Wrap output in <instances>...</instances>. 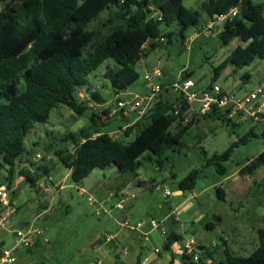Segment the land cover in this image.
<instances>
[{
    "label": "trees",
    "instance_id": "trees-1",
    "mask_svg": "<svg viewBox=\"0 0 264 264\" xmlns=\"http://www.w3.org/2000/svg\"><path fill=\"white\" fill-rule=\"evenodd\" d=\"M1 5L0 172H4V184L9 189L17 176L34 189L38 181L49 179L51 169L32 160L28 137L37 125L48 124L51 113L60 106L70 108L77 116L91 110L89 100H80L78 92L88 87V77L95 70L113 60V67H107L104 78L110 82L114 95L125 92L139 80L137 64L171 40L172 36L167 37L162 27L178 24L180 34L184 35L199 22V14L188 11L183 0H0ZM200 8L213 23L231 10H238L236 16L226 19L220 39L223 45L235 40L242 45L214 70V79L230 64L243 68L256 59L264 61V3L206 0ZM106 11V19L91 28ZM162 38L166 42H162ZM191 76L192 73L183 72L181 79ZM162 86L160 101L123 132L125 138L136 132L132 141L126 143L124 139L113 138L110 135L113 132L103 133L101 128L108 123L99 124L101 118L92 110L88 127L64 136L63 140L73 145L72 152L60 149L54 154L59 165L69 170L72 183L79 185L93 170H105L112 165L123 174L134 173L140 164L139 158L146 152L157 156L162 165L168 151L184 147V137L199 118L220 112L214 106L205 115L185 121L186 106L177 105L181 98L171 88L172 91ZM90 99L105 103L97 91L91 93ZM121 117L124 124L134 120ZM256 137L264 140V123L260 135L249 131L224 153L211 156L207 166L214 167L217 177L226 176L225 163L234 150ZM44 149L49 152L51 148ZM238 166L241 174L252 175L264 167V151ZM202 173L199 168L190 171L178 189L193 191ZM137 185L143 186V182L139 180ZM215 195L217 201L234 205L220 186L216 187ZM116 197L121 198L119 194ZM4 213L5 208L0 206V218ZM207 227L213 229L211 225ZM258 236V247L247 256L232 253L225 247V259L218 261L212 247L200 245L204 254L199 261L194 262L193 257L183 254L182 264H207V261L211 264H264V229L258 230ZM182 240L176 233H169L164 250L171 251L172 246Z\"/></svg>",
    "mask_w": 264,
    "mask_h": 264
},
{
    "label": "rangeland",
    "instance_id": "rangeland-1",
    "mask_svg": "<svg viewBox=\"0 0 264 264\" xmlns=\"http://www.w3.org/2000/svg\"><path fill=\"white\" fill-rule=\"evenodd\" d=\"M200 1L202 0H183L188 11L199 14L198 24L186 30L184 35L180 34L181 26L178 24L162 27V32L167 37L172 36L171 40L162 48L149 53L137 64L139 80L127 91L120 93L122 100H130L131 93L134 92L141 96L145 95L144 75L153 69L162 71L164 77L160 82L168 83L169 87L181 79L183 72H187L192 73L191 79L196 83V91L217 85L230 99L234 97L236 100L242 99L260 85H264V61L258 59L243 68L230 64L214 79V70L242 43L235 40L223 45L220 34L226 19L217 20L211 28H207L211 20L201 10ZM253 1L264 3V0ZM1 8L3 5L0 6ZM107 15L108 12H104L90 27H97ZM113 65V60H108L88 77L89 88L85 87L82 89L85 91L78 92L80 100L87 101L94 90L103 97L105 103L111 104L114 101L113 88L104 78L107 67ZM259 102L255 101L250 105ZM91 113L92 111L89 110L83 116H77L70 108L60 106L51 113L48 124L37 125L35 131L28 137L27 146L31 151L33 150L32 160L51 169L53 184L49 182L51 192L47 195H42L43 193L37 191L38 188L37 190L31 188L26 182L19 190L16 201L21 209L15 214L14 223L6 229H0V248L2 245L7 249L16 246L15 232L28 227L22 224L24 222L34 225L37 230L42 231V235L36 237V244L31 248L16 247L14 264H137L139 256L142 259L154 258L156 264H170L171 254L164 250L167 230L183 236V240L177 242L179 246L184 247L190 239L197 244L205 243L207 247L215 246L217 250L215 257L218 261L225 259L221 244L222 237L228 240L229 250L232 253L247 256L254 250L251 248L242 251V245H239L233 238V233L229 231L231 225L241 221L235 220L240 209L237 208L236 203L230 206L227 203L215 202V189H210L216 177L215 169L213 166H207V160L211 156L224 153L232 143L237 142L249 131L260 135L261 130L254 126L249 111H246L244 116L234 112L230 117L227 109L223 108L217 115L209 114L199 118L200 120L184 137V147L177 146L168 151L163 157L162 165H159L157 156L146 152L139 158L140 164L134 173L123 174L112 165L105 170H93L81 184L76 185L70 179L69 170L59 165L54 152L60 149L72 152L73 145L64 141V136L68 132L77 134L88 127ZM124 122L121 116H116L108 121L101 131L116 133ZM99 124H102V121H99ZM171 130L174 131V127ZM122 134L118 132L111 136L124 139L128 143L134 139L136 132L127 138ZM45 147L51 148L50 151L45 152ZM263 149L264 140L261 137L253 138L246 145L234 150L225 167L229 173H233L238 169V164L257 157ZM198 168L202 169L203 173L193 191H186L182 198L174 195L164 196L165 189L174 191L190 171ZM4 178V172H0V183L4 184ZM48 180L42 179L47 184ZM139 180L143 182V186L137 185ZM263 187L264 184L261 189ZM81 189L85 194H81ZM127 193L135 194V199L126 206V211L115 208L119 201L116 194L122 197ZM254 193L247 198V201L253 205H250L252 214L240 213V216L244 215L242 220L246 219V221L253 218L258 228L264 229V220H262L264 198L258 195L254 199ZM90 196L95 203L88 201ZM186 198L191 201L194 208L188 213L177 215L179 222L175 225L165 222V217ZM134 200V207H131ZM43 204L50 208L41 214ZM127 211L146 222L142 232L151 229L148 224L151 219L159 224V228L151 229L149 234L145 232L147 238L142 233L120 228V222ZM199 213L221 215L224 225L209 230L205 224L207 220L203 222L195 220ZM137 221L132 220V223ZM119 232L121 235L118 241ZM107 235L113 236L112 242L115 246L113 243L110 246H98V241L104 242ZM116 241L124 243V246L117 244ZM156 250H159L160 254H156ZM171 263L182 264V259L175 258ZM207 264L211 262L208 261Z\"/></svg>",
    "mask_w": 264,
    "mask_h": 264
},
{
    "label": "built area",
    "instance_id": "built-area-1",
    "mask_svg": "<svg viewBox=\"0 0 264 264\" xmlns=\"http://www.w3.org/2000/svg\"><path fill=\"white\" fill-rule=\"evenodd\" d=\"M237 14L238 10L233 9L228 15L220 16L218 20H225L228 17H234ZM212 25L213 22L208 24L207 27L211 28ZM161 41L166 42V39L162 38ZM162 79V71L159 69H153L144 75L146 85L143 92L145 95L141 96L139 93L134 92L131 93L132 98L130 100H122L120 98V94L114 95L115 98L111 104H100L88 98L89 108L92 111L97 112L101 118V121L104 123H108V121L115 118L116 116L127 117L131 113H134V120L124 124L122 130L118 131L119 134H121L132 127L135 122L141 119L160 101L161 93L164 90L162 83L160 82ZM169 88H171L173 92H175L181 98L177 105L182 107L186 106V110L183 114L185 121L190 120L192 117H201L205 115L206 113L210 112L214 106L219 109H227L228 107H231L232 111L241 112L243 110H247L246 108H248L253 102L260 101L262 104L257 109L249 111V113L255 123H264V85H260L253 92L247 94L245 97L239 100H236L234 97L230 99L217 85L207 87L201 91H196V83L191 78L180 79ZM178 111L179 109H177L176 114H178ZM116 133H110V135ZM46 185L47 183L43 182L42 180L37 182V188L42 192L48 193L50 189ZM11 193L12 189H9L6 184L0 186V206L5 208V213L0 218V229L8 228L11 225L12 216H14L17 212V207L11 200ZM81 194H85L83 189H81ZM165 196H171V191L169 189H165ZM133 199H135V194L127 193L119 199L115 208L119 210H125L126 206L129 205ZM88 201L90 203H95V200L91 196L88 198ZM148 224L151 229L159 228V224L154 219L149 220ZM145 225L146 222L144 220L132 223V220L129 218H126L120 222V228L129 230L131 232L142 233L143 236L147 238V233L142 232V229ZM39 235H42V231L37 230L34 225H29L24 229L16 231V246L11 249H7L5 247L0 249V264H14L16 262V256L14 255L16 247H33L36 244V237ZM112 239L113 236H106L107 242H111ZM199 247V244H197L193 239H190L183 247V254L193 257V261L198 262L204 254V251ZM155 253L159 254L160 251L156 250Z\"/></svg>",
    "mask_w": 264,
    "mask_h": 264
},
{
    "label": "crops",
    "instance_id": "crops-1",
    "mask_svg": "<svg viewBox=\"0 0 264 264\" xmlns=\"http://www.w3.org/2000/svg\"><path fill=\"white\" fill-rule=\"evenodd\" d=\"M204 1H206V0L200 1L199 2V6H201V4ZM210 23H211V21L209 22V24ZM163 77H164V74H163ZM162 84L165 85V87L168 90H170L168 83H167L168 85L167 84H164V83H162ZM87 88H89V85H88ZM81 91L83 92L85 90H81ZM91 91H92V89H91ZM170 91H172V90H170ZM93 92H94V90H93ZM169 93L172 94L171 92H169ZM81 96H82V94H81ZM87 97H88V95H87ZM261 104H262V102H259V103L255 104V105H252V106L250 105L248 108H246L247 110H243L241 112L232 111L231 107H228L227 110H228V114H229L230 117H232V115L234 114V112H237L241 116H244V114L246 113V111L255 110ZM125 118H128V120L131 121L132 119L135 118V114L134 113H131L129 116H127ZM254 126L259 127L260 130H261L260 133L262 132V129H263V123L262 122L261 123H255L254 122ZM33 131H35V129ZM34 143H36V142H34ZM263 151H264V149H263ZM263 151H261V152H263ZM31 152H33V150ZM215 176H216L214 178L215 180H214L213 184L211 185L210 189H216V187H219L220 186L225 191V193L227 195V199L230 200L231 202H233L234 204L235 203L238 204V207L237 208L240 209L239 214L237 215V218L235 217V220L237 219V220H241V221H239L238 223H236L234 225H231L229 231H231L233 233V235H234L233 238L237 240V242L239 243V245H242V251H245V250H248V249H251V248L255 249L259 245L258 230L261 229V228H258V225L253 222V218H250L248 221H246V219L242 220V218H243L244 215L243 216H240V213H243V214L247 213V214H250V215L252 214V211L253 210L250 209V207H251L250 205H252V204L247 201V198L251 194H253L254 192H255L254 193L255 194L254 195V199L256 197H258V195H260V197L264 198V187L261 189L262 184H264V167L256 170L252 175H243V174H241L240 173V167H238V169L235 170L233 173H229L228 172L227 175L224 176V177L219 178V177H217L216 174H215ZM49 180L50 181H48V184L47 185H48L50 191L48 193H45V192H42V191L38 190V192H40L41 194L43 193L42 195H47V194H49L51 192V187L49 186V182L50 183L53 182V176L52 175H50ZM25 182L26 181L22 177L17 176L15 178V181H14V184H13V187H12L11 197H12V201L15 203V205L17 207L16 214L21 209V206H19V204L17 203L16 199H17V197L19 195L20 188L23 187V184ZM178 185H179V183H178ZM185 192L184 191H180L177 188L174 191H171V195H174V196H177L179 198H182V197L185 196ZM164 196H165V191H164ZM216 201H217V199H216V195H215V202ZM134 203H135V200L131 204V207L132 206L134 207ZM104 205H106V203H104ZM41 208H42V212H41V214H42V213L47 212L49 210L50 206H48L46 204H43L41 206ZM193 208L194 207L192 206L191 201L188 198H186L185 200L180 201L179 205L170 214H168L165 217L164 221L167 222V223H171L172 225H175V224H177L179 222L178 221V218L176 217L177 215H179L181 213L182 214L183 213H188ZM129 213L130 212H128L126 215H124V217L122 218V220H124L126 218H129V219L135 220V221L142 220V219H139L138 217H136V215H131ZM14 218H15V215L12 216V218H11V224L15 222ZM195 220H197V221L199 220V222H203L204 220H207L206 223H205L207 229H208V227H207L208 225H211V227H213V229H215L216 226H222V225H224L223 217L221 215H217V214L199 213L197 215V218ZM262 220H264V217L262 218ZM22 224H24L25 226H29L28 225L29 224L28 222H26V223L24 222ZM213 229H211V230H213ZM150 231H151V229L149 231H145V232H147L149 234ZM122 233H123V231H122ZM169 233H176L177 235H179V236H181L183 238V236L181 234H179V233H177L175 231L167 230L166 231V235H168ZM120 235H121V232H119L118 235H117V240L118 241H119ZM255 240H257V241L255 242ZM98 242H99L98 243L99 244L98 246H102V245L110 246V244L113 243L112 241L111 242H107L106 241V237L104 238V242H102L101 240H99ZM113 244L115 246V243H113ZM117 244H122V246H124L123 245L124 243L117 242ZM221 244L223 246V253H224L225 247H227L229 249L228 240L226 238H223L222 237L221 238ZM199 245L206 247L205 243H200ZM2 247H4V246L2 245ZM212 247H214L213 248L214 251L217 252V250L215 249L216 247L215 246H212ZM142 249H143V247H142ZM169 252L171 254L170 255L171 256L170 264H172L171 262H173L175 260V258L176 259H182L183 246H179L178 243H175L172 246L171 251H169ZM117 257L120 259V256L119 255ZM138 260H140V264H156V260L154 258H145V259H142L139 256L138 259H137V264H138Z\"/></svg>",
    "mask_w": 264,
    "mask_h": 264
}]
</instances>
